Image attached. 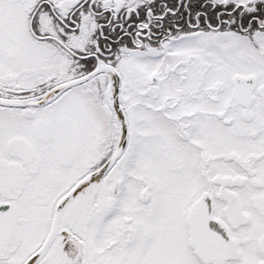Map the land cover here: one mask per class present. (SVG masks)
Returning <instances> with one entry per match:
<instances>
[{"label": "snow or ice", "instance_id": "obj_1", "mask_svg": "<svg viewBox=\"0 0 264 264\" xmlns=\"http://www.w3.org/2000/svg\"><path fill=\"white\" fill-rule=\"evenodd\" d=\"M0 264H264V0H0Z\"/></svg>", "mask_w": 264, "mask_h": 264}]
</instances>
